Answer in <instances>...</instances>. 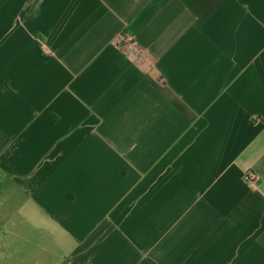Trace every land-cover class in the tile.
I'll return each mask as SVG.
<instances>
[{"label":"crops","instance_id":"1","mask_svg":"<svg viewBox=\"0 0 264 264\" xmlns=\"http://www.w3.org/2000/svg\"><path fill=\"white\" fill-rule=\"evenodd\" d=\"M0 172L38 264H264V0H0Z\"/></svg>","mask_w":264,"mask_h":264},{"label":"rangeland","instance_id":"2","mask_svg":"<svg viewBox=\"0 0 264 264\" xmlns=\"http://www.w3.org/2000/svg\"><path fill=\"white\" fill-rule=\"evenodd\" d=\"M12 197L10 203L16 206L19 194L3 177L0 172V264H38L43 260L54 258L56 249L54 244L45 242L41 235L25 231L23 226L19 225L16 214H3L4 197Z\"/></svg>","mask_w":264,"mask_h":264},{"label":"built area","instance_id":"3","mask_svg":"<svg viewBox=\"0 0 264 264\" xmlns=\"http://www.w3.org/2000/svg\"><path fill=\"white\" fill-rule=\"evenodd\" d=\"M111 44L114 48L121 51L123 54H131L136 50V42L134 38L123 32L117 33L112 39ZM241 179L243 184H245L246 186H254L258 182V177L251 172H246L245 174H243Z\"/></svg>","mask_w":264,"mask_h":264}]
</instances>
